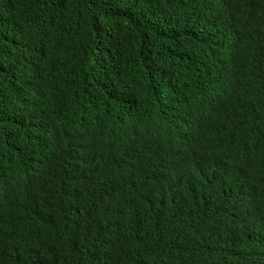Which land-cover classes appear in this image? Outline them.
Returning <instances> with one entry per match:
<instances>
[{
    "label": "trees",
    "instance_id": "1",
    "mask_svg": "<svg viewBox=\"0 0 264 264\" xmlns=\"http://www.w3.org/2000/svg\"><path fill=\"white\" fill-rule=\"evenodd\" d=\"M0 264H264V0H0Z\"/></svg>",
    "mask_w": 264,
    "mask_h": 264
}]
</instances>
